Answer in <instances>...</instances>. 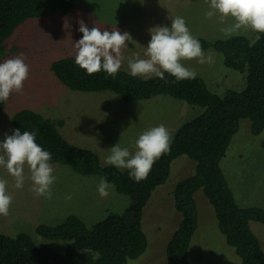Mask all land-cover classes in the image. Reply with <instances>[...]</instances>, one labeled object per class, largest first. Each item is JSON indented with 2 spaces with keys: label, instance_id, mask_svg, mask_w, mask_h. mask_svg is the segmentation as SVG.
I'll list each match as a JSON object with an SVG mask.
<instances>
[{
  "label": "rangeland",
  "instance_id": "374dc122",
  "mask_svg": "<svg viewBox=\"0 0 264 264\" xmlns=\"http://www.w3.org/2000/svg\"><path fill=\"white\" fill-rule=\"evenodd\" d=\"M209 10L206 0H78L69 15L45 16L24 22L6 42V48H12L13 52L7 50V56L0 61L3 63L22 54L29 66L23 91L12 93L0 110V142L10 131L11 117L21 109L62 120L60 135L69 144L94 152L102 166L106 165L110 149L117 143L134 154L136 140L144 131L164 125L170 133L174 132L202 110L167 96L123 102L109 92L72 91L58 84L49 65L59 58H75L74 44L82 39L80 21L89 29L97 27L101 31L119 30L121 34H130L131 41L126 42L127 48L122 50L121 67L129 73V61L148 58L146 48L151 39L150 30L170 28L176 17L185 20L195 38L213 41L233 35L255 37L252 32L226 35L223 29L232 21L222 24L218 15L208 19L205 14ZM203 52L206 62L191 60L182 63L194 70L212 93L221 95L227 89H243V75L226 70L221 55L213 50ZM249 129V121L241 120L220 167L239 207L264 209V131L253 137ZM51 165L56 177L51 199L38 197L32 191L27 167L24 185L20 189L15 187V180L6 169L0 167V179L7 181V193L13 198L9 215L0 216V233L7 236L26 233L39 246L62 253L66 243L37 236L34 228L38 224L55 226L67 216L76 215L91 228L109 213L121 214L129 199L116 194L112 187L108 189V195L102 197L98 193L99 178L81 176L68 166ZM193 172L194 163L185 156L171 163L169 177L154 190L142 212L146 251L128 264L166 263L165 246L181 220L174 209L171 192L178 182ZM69 196L71 199L67 198ZM194 199L198 225L190 242L189 264H240L233 248L219 233L214 212L200 190L194 194ZM249 226L264 250V226L253 221Z\"/></svg>",
  "mask_w": 264,
  "mask_h": 264
},
{
  "label": "trees",
  "instance_id": "16d2710c",
  "mask_svg": "<svg viewBox=\"0 0 264 264\" xmlns=\"http://www.w3.org/2000/svg\"><path fill=\"white\" fill-rule=\"evenodd\" d=\"M77 4L78 0H0V61L7 50L13 52L6 48V42L24 22L69 15ZM254 35L213 41L197 38L203 51L211 49L221 55L226 70L243 75V89H227L221 95L212 93L197 76L175 81L165 73L161 80L154 75L133 77L121 69L115 78L103 70L89 76L73 57L52 61L49 71L59 85L69 90L109 92L123 102L167 96L202 112L171 132L170 152L156 161L147 179L140 182L130 178L128 170L102 166L91 150L69 144L59 133L62 120L45 118L30 109L15 112L7 135L16 129L21 133L35 131L36 142L52 154L50 164L68 166L81 176L107 177L115 193L128 197L129 204L121 214L109 213L91 228L76 215L67 216L55 226L38 224L34 228L37 236L66 243L62 253L39 246L26 233H0V264H128L137 259L147 248L141 226L143 209L154 190L166 182L171 163L180 156L194 163V172L171 192L181 220L165 246V264H189L190 242L198 225L194 199L198 190L211 206L218 231L240 264H264V250L249 226L251 221L264 226V209L239 207L220 167L241 120L249 121L253 137L264 131V35L259 40ZM4 103L0 102V110Z\"/></svg>",
  "mask_w": 264,
  "mask_h": 264
},
{
  "label": "clouds",
  "instance_id": "9594fccd",
  "mask_svg": "<svg viewBox=\"0 0 264 264\" xmlns=\"http://www.w3.org/2000/svg\"><path fill=\"white\" fill-rule=\"evenodd\" d=\"M211 10L206 18L218 15L223 24L228 20L232 23L223 29L226 35L252 32L264 35V0H206ZM79 32L82 39L74 44L76 49L75 64L89 76L104 71L115 78L122 67V50L127 48L126 42L131 41L130 34L119 30L101 31L97 27L89 29L80 21ZM151 39L147 45V59L129 61L128 67L133 77H158L164 79L168 73L175 81L194 79L196 72L186 67L182 61L196 60L206 62L202 45L195 38L182 17H176L171 27H156L150 30ZM29 66L24 62L23 55L10 58L0 63V102H6L12 93L23 91L24 82L28 79ZM35 131L20 129L12 135H5L0 143V167L15 180V187L24 185L25 167L29 170L33 184L32 191L45 199L52 198V186L56 181L53 167L50 164L52 154L44 150L36 142ZM173 136L164 125L151 128L139 135L136 140V151L131 153L117 143L110 149L105 164L118 169L128 170L130 178L136 182L146 180L153 165L171 150ZM7 181L0 179V216L9 215L13 198L7 193ZM112 185L107 177H101L98 193L102 197L108 195ZM71 199V196L67 197Z\"/></svg>",
  "mask_w": 264,
  "mask_h": 264
}]
</instances>
